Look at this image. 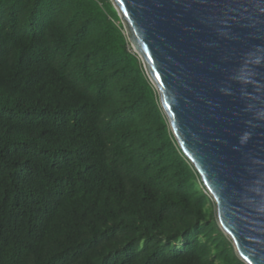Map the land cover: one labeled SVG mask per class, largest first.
<instances>
[{
	"label": "trees",
	"instance_id": "16d2710c",
	"mask_svg": "<svg viewBox=\"0 0 264 264\" xmlns=\"http://www.w3.org/2000/svg\"><path fill=\"white\" fill-rule=\"evenodd\" d=\"M109 0H0V264H244Z\"/></svg>",
	"mask_w": 264,
	"mask_h": 264
},
{
	"label": "water",
	"instance_id": "95a60500",
	"mask_svg": "<svg viewBox=\"0 0 264 264\" xmlns=\"http://www.w3.org/2000/svg\"><path fill=\"white\" fill-rule=\"evenodd\" d=\"M113 2L221 231L264 264V0Z\"/></svg>",
	"mask_w": 264,
	"mask_h": 264
},
{
	"label": "rangeland",
	"instance_id": "374dc122",
	"mask_svg": "<svg viewBox=\"0 0 264 264\" xmlns=\"http://www.w3.org/2000/svg\"><path fill=\"white\" fill-rule=\"evenodd\" d=\"M109 1L112 3V5L114 6V8L116 9L117 14L120 15L119 10H118L117 6L114 4L113 0H109ZM119 23H121V25H122V30H123V32L125 33V31H126V28H125V22H124V20L122 19L121 15H120V18H119ZM129 47H130V49H131L133 52H135V50L133 49V46H132L131 44H129ZM204 188H205V187H204ZM207 194H208V192H207ZM208 196L210 197V201H209V203H208V207H209V209L213 212V215H214L215 219L217 220L215 203H214L213 199L211 198V196H210L209 194H208ZM217 223H218V222H217ZM219 228H220V227H219Z\"/></svg>",
	"mask_w": 264,
	"mask_h": 264
}]
</instances>
